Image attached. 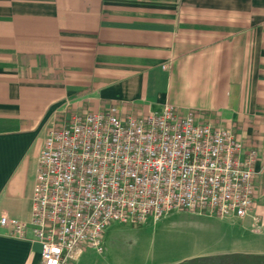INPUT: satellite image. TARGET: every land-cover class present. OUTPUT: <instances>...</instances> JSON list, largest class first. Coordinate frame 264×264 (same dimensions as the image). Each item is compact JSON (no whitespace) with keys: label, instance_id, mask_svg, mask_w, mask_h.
Instances as JSON below:
<instances>
[{"label":"crops","instance_id":"obj_1","mask_svg":"<svg viewBox=\"0 0 264 264\" xmlns=\"http://www.w3.org/2000/svg\"><path fill=\"white\" fill-rule=\"evenodd\" d=\"M166 106L198 112L258 153L241 228L249 220L263 233L264 0H0V220L30 221L53 126ZM0 264H41V246L0 225Z\"/></svg>","mask_w":264,"mask_h":264},{"label":"built area","instance_id":"obj_2","mask_svg":"<svg viewBox=\"0 0 264 264\" xmlns=\"http://www.w3.org/2000/svg\"><path fill=\"white\" fill-rule=\"evenodd\" d=\"M257 161L232 130L193 110L74 114L48 132L30 221L3 217L0 225L38 243L41 264H75L87 250L104 253L114 225L139 227L178 210L246 219Z\"/></svg>","mask_w":264,"mask_h":264},{"label":"rangeland","instance_id":"obj_3","mask_svg":"<svg viewBox=\"0 0 264 264\" xmlns=\"http://www.w3.org/2000/svg\"><path fill=\"white\" fill-rule=\"evenodd\" d=\"M243 222L174 211L143 226L113 227L104 237L105 252L86 251L78 264H178L197 257L263 249L264 232L252 233L249 220L245 232Z\"/></svg>","mask_w":264,"mask_h":264},{"label":"trees","instance_id":"obj_4","mask_svg":"<svg viewBox=\"0 0 264 264\" xmlns=\"http://www.w3.org/2000/svg\"><path fill=\"white\" fill-rule=\"evenodd\" d=\"M178 264H264V255L258 254H223L197 257Z\"/></svg>","mask_w":264,"mask_h":264}]
</instances>
